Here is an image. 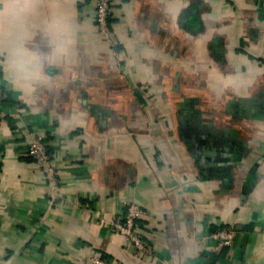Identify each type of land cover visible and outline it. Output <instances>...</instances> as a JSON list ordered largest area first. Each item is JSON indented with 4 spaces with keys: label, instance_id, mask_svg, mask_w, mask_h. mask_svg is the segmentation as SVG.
I'll use <instances>...</instances> for the list:
<instances>
[{
    "label": "crops",
    "instance_id": "obj_1",
    "mask_svg": "<svg viewBox=\"0 0 264 264\" xmlns=\"http://www.w3.org/2000/svg\"><path fill=\"white\" fill-rule=\"evenodd\" d=\"M110 4L113 45L96 0H0V264H264V0Z\"/></svg>",
    "mask_w": 264,
    "mask_h": 264
},
{
    "label": "built area",
    "instance_id": "obj_2",
    "mask_svg": "<svg viewBox=\"0 0 264 264\" xmlns=\"http://www.w3.org/2000/svg\"><path fill=\"white\" fill-rule=\"evenodd\" d=\"M112 10L110 0H96V24L100 35L109 44L113 45V39L110 32V18ZM5 99L4 84L0 81V120L6 116L2 110ZM28 145L29 157L37 163L47 174L48 179L53 185L59 184L58 173L56 166L52 162L51 154L46 143V136L43 134H35L30 137ZM147 215L146 210L139 204L132 202L126 205L123 214L119 218L111 220V230L122 236L128 246H131L135 252L142 255L144 258L153 255V248L143 238L144 232L139 224V221ZM237 237V231L233 228L213 231L208 234L207 239H214L218 246L231 247ZM86 264H113L108 258L92 250L88 256Z\"/></svg>",
    "mask_w": 264,
    "mask_h": 264
},
{
    "label": "trees",
    "instance_id": "obj_3",
    "mask_svg": "<svg viewBox=\"0 0 264 264\" xmlns=\"http://www.w3.org/2000/svg\"><path fill=\"white\" fill-rule=\"evenodd\" d=\"M111 20V19H110Z\"/></svg>",
    "mask_w": 264,
    "mask_h": 264
}]
</instances>
